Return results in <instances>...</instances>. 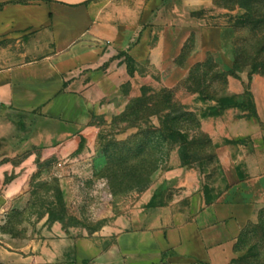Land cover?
<instances>
[{
	"label": "crops",
	"instance_id": "0c3cea01",
	"mask_svg": "<svg viewBox=\"0 0 264 264\" xmlns=\"http://www.w3.org/2000/svg\"><path fill=\"white\" fill-rule=\"evenodd\" d=\"M1 4L0 264H232L240 234L264 210L263 81L252 83L259 123L234 109L206 114L214 101L192 108L198 95L184 100L199 125L183 134L207 141L211 157L189 154L184 164L177 147L167 169L153 172L146 188L111 198L116 206L105 210L98 231L78 236L56 223L21 244L2 232V219L27 198V177L23 171L4 187L2 181L10 168L31 164L8 158L24 146L63 138L48 125L88 128L98 118L122 115L163 62L166 37L158 29H198L205 53L221 50V30L188 17L187 0ZM95 158L80 166L93 171ZM58 183L69 199L74 179L61 176Z\"/></svg>",
	"mask_w": 264,
	"mask_h": 264
},
{
	"label": "rangeland",
	"instance_id": "374dc122",
	"mask_svg": "<svg viewBox=\"0 0 264 264\" xmlns=\"http://www.w3.org/2000/svg\"><path fill=\"white\" fill-rule=\"evenodd\" d=\"M186 5L188 17L205 19L207 26L220 28L221 50L203 52L198 29H158L166 37L163 62L142 97L131 102L122 115L98 118L88 128L48 125L52 132L61 130L63 138L24 146L8 158L15 165L22 160L31 162L25 169L10 168L2 181L4 187L23 171L27 177L26 200L2 219V232L10 240L21 244L56 223L68 234L96 232L105 210L116 206L114 199L146 188L153 172L167 169L177 147L194 160L209 159L207 141H190L183 134L199 125L183 104L188 97L199 96L192 108L200 100L203 105L214 101L216 105L206 114L217 116L221 106L223 112H245L259 123L252 83L264 82V0H187ZM145 128L138 134V129ZM71 144L75 147L70 149ZM93 154V171L82 168L79 162ZM61 176L74 179L69 199L60 190ZM235 249L232 264H264V210L259 222L240 234Z\"/></svg>",
	"mask_w": 264,
	"mask_h": 264
},
{
	"label": "trees",
	"instance_id": "16d2710c",
	"mask_svg": "<svg viewBox=\"0 0 264 264\" xmlns=\"http://www.w3.org/2000/svg\"><path fill=\"white\" fill-rule=\"evenodd\" d=\"M4 5H5V4H1V5H0V10L2 9V7H3ZM128 68H129V67H128ZM128 73H129L130 75L132 74L131 69H128ZM219 109H220V111H222V107H221V106L219 107ZM139 134H141V133H139ZM179 154H180V159L182 160V162H183L184 164H186V163L189 162V160H190V156H189V154H185V155L182 154V152H181V146L179 147Z\"/></svg>",
	"mask_w": 264,
	"mask_h": 264
},
{
	"label": "built area",
	"instance_id": "2783aa9c",
	"mask_svg": "<svg viewBox=\"0 0 264 264\" xmlns=\"http://www.w3.org/2000/svg\"><path fill=\"white\" fill-rule=\"evenodd\" d=\"M0 104H1V101H0Z\"/></svg>",
	"mask_w": 264,
	"mask_h": 264
}]
</instances>
